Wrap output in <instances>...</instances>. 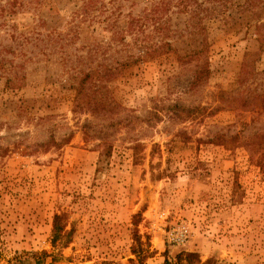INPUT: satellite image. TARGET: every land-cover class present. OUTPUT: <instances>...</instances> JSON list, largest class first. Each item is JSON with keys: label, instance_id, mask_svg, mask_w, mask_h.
I'll return each instance as SVG.
<instances>
[{"label": "rangeland", "instance_id": "1", "mask_svg": "<svg viewBox=\"0 0 264 264\" xmlns=\"http://www.w3.org/2000/svg\"><path fill=\"white\" fill-rule=\"evenodd\" d=\"M182 251L264 264V0H0V264Z\"/></svg>", "mask_w": 264, "mask_h": 264}, {"label": "trees", "instance_id": "2", "mask_svg": "<svg viewBox=\"0 0 264 264\" xmlns=\"http://www.w3.org/2000/svg\"><path fill=\"white\" fill-rule=\"evenodd\" d=\"M126 64V63H123ZM128 64V63H127ZM112 74V71L109 70L105 72L103 75L104 77L109 76ZM99 76V75H98ZM93 78V72L86 73L85 78ZM99 79V77H97ZM101 99V98H100ZM252 150V159L255 160V151H253V148H250ZM104 160L103 156L102 159L100 160L101 162ZM136 224V223H135ZM68 235V231L66 230L65 224L61 223V215L56 214L55 219H54V225L52 229V242L53 244H64L66 237ZM135 239V245H134V252L137 254V256L142 257V253L149 249L150 247V242L149 241H142L140 235L137 233ZM47 252L45 250L42 251H36L33 253V255H36L39 257L38 260L41 263H45L46 261V255ZM13 259H18V256H16ZM14 260L10 261L8 264H19V262H13ZM23 261V260H22ZM24 264V263H23ZM39 264V263H38ZM102 264H109L108 262H103ZM164 264H210V260L207 261H202L200 254L196 251H182L177 255L176 261H170L168 259L165 260Z\"/></svg>", "mask_w": 264, "mask_h": 264}, {"label": "built area", "instance_id": "3", "mask_svg": "<svg viewBox=\"0 0 264 264\" xmlns=\"http://www.w3.org/2000/svg\"><path fill=\"white\" fill-rule=\"evenodd\" d=\"M189 232L187 223H181L171 232L170 241L175 245L184 244L189 237Z\"/></svg>", "mask_w": 264, "mask_h": 264}]
</instances>
